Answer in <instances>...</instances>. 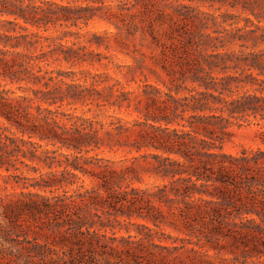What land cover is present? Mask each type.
I'll return each mask as SVG.
<instances>
[{
  "label": "trees",
  "instance_id": "trees-1",
  "mask_svg": "<svg viewBox=\"0 0 264 264\" xmlns=\"http://www.w3.org/2000/svg\"><path fill=\"white\" fill-rule=\"evenodd\" d=\"M105 2L0 0V264H215L208 251L222 242L264 258V0ZM98 13L159 49L166 90L48 69L107 66L83 42L62 43L84 38L70 28ZM57 27L66 29L40 33ZM77 74L83 83L67 81ZM7 84L24 94L12 97ZM132 102L142 118L109 114ZM76 105L91 115L62 110ZM243 123L259 126L263 148L226 152ZM17 164L38 176L17 174ZM122 222L135 234L117 236Z\"/></svg>",
  "mask_w": 264,
  "mask_h": 264
},
{
  "label": "rangeland",
  "instance_id": "rangeland-1",
  "mask_svg": "<svg viewBox=\"0 0 264 264\" xmlns=\"http://www.w3.org/2000/svg\"><path fill=\"white\" fill-rule=\"evenodd\" d=\"M106 4L115 5L117 0L110 1L106 0ZM112 10H116L115 6H113ZM105 10H103L104 12ZM100 16H95L94 19L90 20L87 26L80 24V28L71 27L70 30L73 32H80L85 37L77 39L76 36H70L63 39L62 43L71 45L72 42H83L82 44L88 45L89 50H92L95 54H101L102 56H107L109 59H102L103 64H107L106 67H102L95 63L93 66L84 63L83 65L70 66L69 64L62 62L60 64H52L48 69L56 68L61 69L63 71H72L78 72L79 70H88L93 74H101V73H109L113 78L119 80L125 90L127 91H139V86L143 84H152L166 90L164 83L166 82V76L163 71L159 67V49L150 44V42L143 38L140 35L135 36L134 38H125L124 35L119 34L117 28L105 17L101 16V13H98ZM7 17L0 16V20L6 19ZM32 29V28H31ZM64 27H57L55 29H51L48 32H41L45 36H54L60 34L61 30H65ZM6 27L0 26V32H4ZM19 32V30H17ZM16 32V33H17ZM96 36L100 37L103 40L102 45L96 47L95 44L89 45L86 40H95ZM18 50H22L21 48ZM67 79L68 82L73 83H83L82 75L77 74L76 76L70 75ZM104 75H102L103 77ZM7 82L2 81V84ZM20 85L25 86L24 83ZM30 86V85H26ZM7 88H10L14 91L12 97H16L17 95H23L24 92L21 89H17L16 84H7ZM249 88V87H248ZM76 108L75 110L73 108ZM63 106L62 110L74 112L76 115H85L90 116V112H86L87 108L76 105V106ZM114 112V113H113ZM114 114L118 117H121L125 120L132 121L133 119L142 118L141 113L135 111L133 102L130 105L129 109H125L124 107L120 110L109 111V114ZM259 130V126L254 124L243 123L240 127L234 126L232 128L233 137L230 142L224 145V150L226 152L236 154L239 153L242 148L246 149H256L258 147L263 148L258 138L257 132ZM100 156L111 158L115 160L123 159L126 157H131L132 154H125L124 151L119 149L116 152H109L107 149L104 152L99 153ZM26 163L32 166H40L41 172H47L48 170L43 167L42 164L37 165V161L30 162L26 160ZM20 167V172H16L17 174L21 173L26 177H37L38 172H33L28 167L17 164ZM0 173L4 174L3 171ZM144 183H152L154 180L152 178H148V175L144 173L143 175ZM85 185L89 184V179L84 178ZM0 183L3 184V179L0 177ZM139 186H144V184H138ZM11 185H8V191ZM31 191H36L33 188H29ZM15 192L26 191L21 189L20 187H14ZM6 191L1 190V193H5ZM48 194V193H46ZM122 221V219H120ZM140 222V221H139ZM167 233H170L173 237L178 236L180 238L186 237L179 231H176L171 228H165ZM113 231L117 236H126L129 234H135V227L126 225L125 222H122L121 225L115 226ZM128 231V232H127ZM108 234L110 235V230L108 229ZM195 240V239H194ZM170 242V241H169ZM223 245L226 246L225 249H222L220 252H216L214 250H209L208 254L211 257L212 261L215 264H263L264 258L256 259V258H248L245 259L240 252H236V254H231L228 252L229 247L226 242H222Z\"/></svg>",
  "mask_w": 264,
  "mask_h": 264
}]
</instances>
